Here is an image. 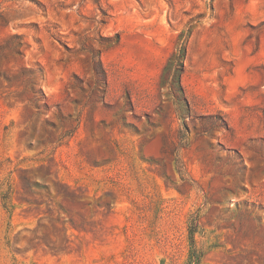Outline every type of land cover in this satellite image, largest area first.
<instances>
[{
  "label": "rangeland",
  "instance_id": "rangeland-1",
  "mask_svg": "<svg viewBox=\"0 0 264 264\" xmlns=\"http://www.w3.org/2000/svg\"><path fill=\"white\" fill-rule=\"evenodd\" d=\"M0 264H264V0H0Z\"/></svg>",
  "mask_w": 264,
  "mask_h": 264
},
{
  "label": "trees",
  "instance_id": "trees-1",
  "mask_svg": "<svg viewBox=\"0 0 264 264\" xmlns=\"http://www.w3.org/2000/svg\"><path fill=\"white\" fill-rule=\"evenodd\" d=\"M177 57H178V55H175V56H174V58H177ZM192 234H193V233H192V231H191L190 234H189V235H190V240H191V241H193V236H192Z\"/></svg>",
  "mask_w": 264,
  "mask_h": 264
}]
</instances>
